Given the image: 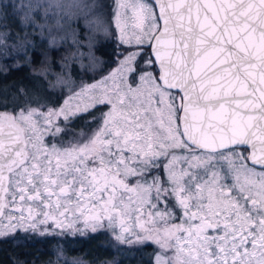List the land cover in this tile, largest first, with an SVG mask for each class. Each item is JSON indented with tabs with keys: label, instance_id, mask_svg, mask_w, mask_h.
Returning <instances> with one entry per match:
<instances>
[{
	"label": "snow or ice",
	"instance_id": "1",
	"mask_svg": "<svg viewBox=\"0 0 264 264\" xmlns=\"http://www.w3.org/2000/svg\"><path fill=\"white\" fill-rule=\"evenodd\" d=\"M113 3L108 75L0 112V236L107 227L154 264H264V0Z\"/></svg>",
	"mask_w": 264,
	"mask_h": 264
},
{
	"label": "rangeland",
	"instance_id": "2",
	"mask_svg": "<svg viewBox=\"0 0 264 264\" xmlns=\"http://www.w3.org/2000/svg\"><path fill=\"white\" fill-rule=\"evenodd\" d=\"M43 0H0V70L4 71L11 65L26 64L31 67L35 75L20 77L25 83L21 87L20 80L4 82V76L0 73V110L19 111L26 106H36L33 101L46 104L49 107H59L64 100L78 91L84 84L99 81L103 76L116 67L115 57L110 61L105 53H110L117 46L118 29L115 27V18L111 15L115 9L113 0H59L63 4L83 2L95 5L91 10L72 8L67 10L68 15L59 9L50 10L45 16L44 10L38 14L28 7ZM152 1L149 0V3ZM15 5V9L9 7ZM15 11V15L12 13ZM13 16V17H12ZM17 16V17H16ZM17 18L14 28L6 24V19ZM40 53L39 60L33 61L32 52ZM150 50V48H149ZM145 52H151L145 48ZM7 63H10L9 65ZM11 72L6 76L10 77ZM106 108L99 107L94 115H99ZM81 123L76 124L73 120L62 124L67 135H62L56 143L87 133L89 126L86 121L90 117H83ZM160 174L163 173H154ZM177 213V217H179ZM170 223H180V219ZM82 231L55 232L41 235L31 231L25 232L18 229L16 232L0 236L2 238H16L32 236L33 238H54V256L39 264H119L122 256H130L136 251L152 258L154 263L155 253L159 251L157 245L148 242L135 245L129 250L128 246H121L115 239L112 230L105 227L92 232L89 229ZM102 232L108 236L113 247V255L103 260H90L84 254L67 251V240L76 237H88L92 233ZM72 241V240H71ZM149 249H151L149 251ZM35 264V263H31Z\"/></svg>",
	"mask_w": 264,
	"mask_h": 264
},
{
	"label": "trees",
	"instance_id": "3",
	"mask_svg": "<svg viewBox=\"0 0 264 264\" xmlns=\"http://www.w3.org/2000/svg\"><path fill=\"white\" fill-rule=\"evenodd\" d=\"M13 17V16H12ZM17 17V16H16ZM17 19V18H16ZM15 18L6 19V24L11 28L16 27L17 20ZM148 51L149 48H147ZM40 53L34 50L32 52L33 61L39 60ZM8 65L10 63H7ZM12 73L10 77L6 76ZM0 73L5 77L4 82H11L13 80H20L24 75H35L31 67L26 64L18 66H9L7 70ZM21 87L25 83L20 80ZM84 118H76L75 123L79 124ZM72 240V241H71ZM54 238L40 237L33 238L32 236L16 238H2L0 239V264H39L45 262L54 256L53 248L55 244ZM67 251L84 254L90 260H103L110 258L113 255V247L108 240V236L102 232L92 233L88 237H76L66 241ZM151 249H149L150 251ZM119 264H154L152 258L143 255L141 251H136L130 256H122Z\"/></svg>",
	"mask_w": 264,
	"mask_h": 264
},
{
	"label": "water",
	"instance_id": "4",
	"mask_svg": "<svg viewBox=\"0 0 264 264\" xmlns=\"http://www.w3.org/2000/svg\"><path fill=\"white\" fill-rule=\"evenodd\" d=\"M152 1V0H151ZM150 52H151V49H150ZM0 112H13V111H10V110H0Z\"/></svg>",
	"mask_w": 264,
	"mask_h": 264
}]
</instances>
